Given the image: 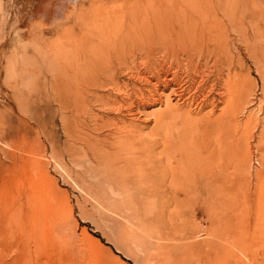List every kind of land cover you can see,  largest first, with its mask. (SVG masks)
I'll return each instance as SVG.
<instances>
[{"label": "rangeland", "instance_id": "374dc122", "mask_svg": "<svg viewBox=\"0 0 264 264\" xmlns=\"http://www.w3.org/2000/svg\"><path fill=\"white\" fill-rule=\"evenodd\" d=\"M43 1L0 0V264H264V122L256 129L243 122L240 130L232 132L237 137L233 144L222 143L231 156L225 179L211 174L215 162L200 160L207 154L202 144H211L212 154L219 150L216 141L204 142L202 135L197 142L175 143L165 150L162 143L144 150L135 146L128 152L133 156L130 163L125 164L127 188L116 186L110 192L103 171L96 176L92 171L79 172L81 168L62 151L64 130L53 113L43 60L52 55L71 24L36 38L32 28L43 17L34 14V6ZM245 1L254 8L258 35L245 23L242 77L244 86L260 101L258 112H253L255 107L249 111L264 118V0ZM65 8L57 9L50 20H56ZM23 31L26 36L20 35ZM37 42L41 55L33 50ZM246 48L255 51L257 58L248 57ZM23 54L37 72L18 78L14 63L19 64ZM27 81L36 86L29 90L33 95H25ZM35 91L41 97L37 96V103ZM163 107L155 104L138 112L131 131L141 136L149 133L155 122L148 113ZM34 117L39 119L36 125ZM124 121L132 122L128 117ZM140 126L145 128L139 132ZM53 142L59 143L56 156L51 151ZM17 156L39 158L40 167L48 168L49 174L40 177L31 166L13 169ZM112 167L113 172L120 169ZM20 184L29 189L19 192L15 188Z\"/></svg>", "mask_w": 264, "mask_h": 264}, {"label": "bare ground", "instance_id": "6f19581e", "mask_svg": "<svg viewBox=\"0 0 264 264\" xmlns=\"http://www.w3.org/2000/svg\"><path fill=\"white\" fill-rule=\"evenodd\" d=\"M66 1L70 5H66L65 0H45L43 4L35 5L34 14L43 18L32 28L36 31V38L40 39L65 23L71 24L65 32L66 37L59 41L52 55L43 60L45 72L50 78V102L55 106L53 113L59 117L64 130L62 151L66 159L81 168L79 172L92 171L96 176L99 170L103 171L105 178L109 179L105 182L113 192L116 186L126 187L128 176L125 164L130 163L132 155L128 152L135 146L144 150L162 143L166 145L165 150L175 143L188 145V142H197L203 135L204 142L212 139L220 148L217 147V154H212L208 150L211 144H202L207 154L199 156L200 160L215 162L211 174L225 179L231 156L229 149L224 148V142L227 140L233 144L237 137L232 132L246 123L256 129L260 122H264L263 116L260 120L257 114L251 113V109L249 111V108L255 107L253 112H258L257 103L260 101L254 92L247 90L242 77L245 60L241 52L248 34L245 23L253 34L258 35L252 13L254 8L250 9L245 0ZM63 6L67 11L62 10L64 14L50 20V15ZM20 35L26 36L25 32ZM33 50L37 55L42 53L38 42ZM246 50L248 57L257 58L255 51ZM23 55V59L18 60L19 64L17 61L14 63V67L18 66V75L12 72L18 78L25 73L32 75L37 72L33 66L27 65V54ZM8 76L11 77L10 73ZM12 82L15 84L16 81ZM27 82L25 95H33L30 91L35 85ZM37 96V100L33 99L35 103L41 99ZM35 103L32 105L35 106ZM155 104L164 107L155 113H148L154 119V127L144 136L133 133L130 127L136 126L137 113L146 112ZM204 110L203 115L194 116ZM35 117L32 122L36 125L39 119ZM125 117L132 122L128 124L124 121ZM143 128L140 126L139 132ZM53 136L51 131L50 137ZM54 143L51 144V151L56 156L59 154V143ZM15 161V170L31 166V171L40 177L49 174L48 168L40 167L37 157L17 156ZM111 166L120 169H116L115 173ZM23 184L15 189L27 191L28 186ZM172 202L182 205L181 201Z\"/></svg>", "mask_w": 264, "mask_h": 264}]
</instances>
